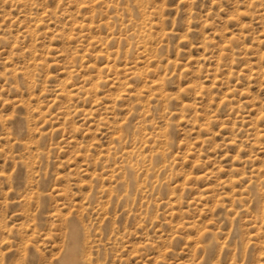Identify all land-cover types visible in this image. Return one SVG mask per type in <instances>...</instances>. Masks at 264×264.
Returning <instances> with one entry per match:
<instances>
[{
	"label": "rangeland",
	"instance_id": "1",
	"mask_svg": "<svg viewBox=\"0 0 264 264\" xmlns=\"http://www.w3.org/2000/svg\"><path fill=\"white\" fill-rule=\"evenodd\" d=\"M68 260L264 264V0H0V264Z\"/></svg>",
	"mask_w": 264,
	"mask_h": 264
},
{
	"label": "bare ground",
	"instance_id": "2",
	"mask_svg": "<svg viewBox=\"0 0 264 264\" xmlns=\"http://www.w3.org/2000/svg\"><path fill=\"white\" fill-rule=\"evenodd\" d=\"M68 255H71V254H68ZM75 255V254H74ZM67 258V257H66ZM69 258V257H68ZM64 259H65V257H64ZM75 259V258H74ZM73 259V261L75 262V260ZM65 260H67V259H65ZM70 260L72 261V259L70 258ZM71 261H66V263L65 264H72V262ZM64 262V261H63ZM64 264V263H63ZM74 264V263H73ZM77 264V263H76Z\"/></svg>",
	"mask_w": 264,
	"mask_h": 264
}]
</instances>
